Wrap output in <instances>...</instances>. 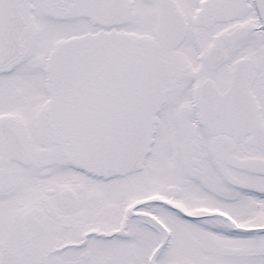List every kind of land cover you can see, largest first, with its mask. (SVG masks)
I'll list each match as a JSON object with an SVG mask.
<instances>
[{"label":"snow or ice","instance_id":"6c2138e0","mask_svg":"<svg viewBox=\"0 0 264 264\" xmlns=\"http://www.w3.org/2000/svg\"><path fill=\"white\" fill-rule=\"evenodd\" d=\"M0 264H264V0H0Z\"/></svg>","mask_w":264,"mask_h":264}]
</instances>
